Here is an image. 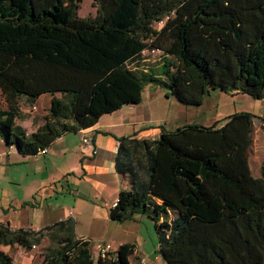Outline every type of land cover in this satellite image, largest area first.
<instances>
[{"label":"trees","instance_id":"obj_1","mask_svg":"<svg viewBox=\"0 0 264 264\" xmlns=\"http://www.w3.org/2000/svg\"><path fill=\"white\" fill-rule=\"evenodd\" d=\"M80 2L0 0L8 106L0 105V138L21 153L141 103L151 84L188 105L218 89L264 100V0H93L94 17L78 15ZM145 50L161 53L157 66L145 63ZM44 94L49 114L28 134L16 124L19 99ZM258 117L239 111L211 125L162 126L159 137L132 145L122 137L116 168L132 187L120 191L112 219H151L167 264H264V161L256 176L249 160ZM46 235L56 246L41 264H135V243L96 258L73 218L40 230L0 222V264H14L5 246L30 250Z\"/></svg>","mask_w":264,"mask_h":264},{"label":"crops","instance_id":"obj_2","mask_svg":"<svg viewBox=\"0 0 264 264\" xmlns=\"http://www.w3.org/2000/svg\"><path fill=\"white\" fill-rule=\"evenodd\" d=\"M51 98V95L44 94L32 102L27 97H20V115L16 124L28 134L36 131L45 123V118L35 119L24 112L37 109V104L44 108L47 99L50 107ZM148 98L149 95L139 104H126L104 114L91 128L66 132L36 154H23L16 145H8L0 138V152L3 153L0 159V222L12 229L40 230L73 218L77 238L90 239L93 244L95 238L104 239L115 251L113 243L106 239L116 237L117 247L123 243H135L140 256L147 254L142 239L135 232L125 238L119 237L126 231L119 224L133 222L138 226L144 215L136 214L128 220L116 221L110 212L120 191L132 187L130 174L116 168L120 139L128 137L132 145L135 139H155L161 134L162 125L153 127L148 124L145 106ZM24 101L31 103V107L26 109ZM258 101L259 107L263 106L262 101ZM0 105L4 109L8 107L4 97H1ZM155 105L151 103V109ZM84 136L93 139L98 150L96 154L83 142ZM255 175L260 176V173ZM156 251H159L158 247ZM159 255L160 263L167 264ZM150 257H147L148 264L159 262Z\"/></svg>","mask_w":264,"mask_h":264},{"label":"rangeland","instance_id":"obj_3","mask_svg":"<svg viewBox=\"0 0 264 264\" xmlns=\"http://www.w3.org/2000/svg\"><path fill=\"white\" fill-rule=\"evenodd\" d=\"M77 13L81 17H94L97 13V8L94 5L93 0H81ZM162 25V22L155 24L157 28H160ZM143 57L145 58V63H148L150 66H157L160 61L161 53L145 50ZM145 89L144 97L148 95L150 97L146 102L148 104H145L147 108L146 115L149 117L148 124L153 127L162 125L166 128L172 129L191 123L210 125L230 114L243 110L255 112V114L260 115L259 117H261L262 120L259 117L255 119L253 143L249 150V160L253 174L260 173V166L264 161V100H261L263 106L259 107L260 101L247 94L237 93L238 95H236L218 89L212 90L205 97L204 102L201 105H188L181 103L173 96H168L165 90L156 84L147 85ZM1 97L2 96L0 95V103ZM151 103L156 104L155 108L151 109ZM23 106L28 109L31 107V103L24 101ZM49 108V102L47 99L44 101V108L37 104V109L24 113L35 119L36 117H41L43 119L49 114ZM137 225L138 226L133 222H127L124 225L119 224V227H125L126 229V231L119 237L125 238L135 232L136 236H140L143 241L145 252L147 253L144 255L146 257L151 255L150 258L152 260L159 261L157 264L163 263H160L162 259L160 258L159 252L156 251L158 247V236L154 222L143 216ZM95 240V244H93V252L96 255V258H98L99 255L96 252L97 247L100 243L106 241L97 238H95ZM106 240L111 241L115 249L118 248V243L116 242L118 240L116 237H108ZM50 245L56 246L54 243H51L49 236L46 235L41 244H38L36 248L30 250L20 246H5L4 249L13 257L14 264H41L47 253L46 248ZM131 259L137 264V257L133 256Z\"/></svg>","mask_w":264,"mask_h":264},{"label":"built area","instance_id":"obj_4","mask_svg":"<svg viewBox=\"0 0 264 264\" xmlns=\"http://www.w3.org/2000/svg\"><path fill=\"white\" fill-rule=\"evenodd\" d=\"M35 108H36V106H33V109H35ZM81 131H83V130H81ZM83 142L93 148L94 154H96L98 152L97 148L94 145V141L92 138L84 136ZM41 150L44 151L45 148H43ZM2 157H3V153L0 152V159H2ZM36 246L37 245H33V248H36ZM139 251L140 250H139L138 246L136 245L135 255L137 254L139 257V260H138L139 264H147V257L145 255L139 256ZM96 252L99 256H101L103 258H111L112 257V254H111L112 253V247L110 244L105 243V242H102L98 245ZM93 255L96 256L94 253H93Z\"/></svg>","mask_w":264,"mask_h":264}]
</instances>
